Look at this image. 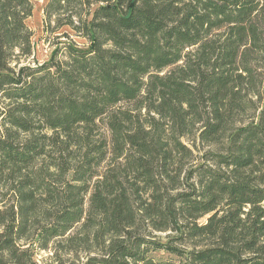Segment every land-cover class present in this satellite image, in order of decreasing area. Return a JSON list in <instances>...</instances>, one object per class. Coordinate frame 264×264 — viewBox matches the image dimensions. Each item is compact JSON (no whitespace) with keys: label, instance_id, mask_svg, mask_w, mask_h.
<instances>
[{"label":"trees","instance_id":"trees-1","mask_svg":"<svg viewBox=\"0 0 264 264\" xmlns=\"http://www.w3.org/2000/svg\"><path fill=\"white\" fill-rule=\"evenodd\" d=\"M43 7L66 40L30 66L32 0H0V264H36L28 238L83 264H264V0Z\"/></svg>","mask_w":264,"mask_h":264},{"label":"rangeland","instance_id":"rangeland-1","mask_svg":"<svg viewBox=\"0 0 264 264\" xmlns=\"http://www.w3.org/2000/svg\"><path fill=\"white\" fill-rule=\"evenodd\" d=\"M46 0H32L33 3V12L32 15L26 20L29 28L33 32V54L27 58L21 57L20 64H27L30 66L39 65L48 60L52 51L56 45H60L63 40H66V37H60L59 32L64 30V27L55 28L54 23L50 25L49 28H46L45 21L43 20L44 12L43 5ZM73 34V33H72ZM69 40L73 41L77 45H82L86 42L85 38L80 36H70ZM11 193H10V184H1L0 185V224L1 221L6 217V210L11 208ZM45 220L41 215H38L36 220L33 222L34 228H32L33 235L36 233L40 225ZM4 223L0 225V230L3 229ZM154 237L161 239H167L169 232H156L152 234ZM20 247L22 250H29L32 260L36 264H83L87 254L85 250L80 248H71L69 251L64 248L65 241L63 240L60 243L59 239H54L49 243L47 249L41 250L36 246V241L32 238L24 239L20 241Z\"/></svg>","mask_w":264,"mask_h":264}]
</instances>
